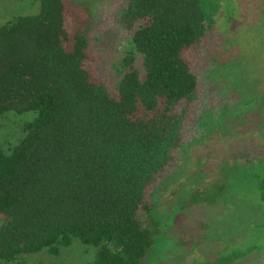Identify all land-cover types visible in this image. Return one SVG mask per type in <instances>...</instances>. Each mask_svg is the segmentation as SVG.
<instances>
[{"label":"trees","instance_id":"16d2710c","mask_svg":"<svg viewBox=\"0 0 264 264\" xmlns=\"http://www.w3.org/2000/svg\"><path fill=\"white\" fill-rule=\"evenodd\" d=\"M207 1L120 0L115 18L129 35L114 92L85 64L93 17L78 4L38 0L36 13L0 24V116L34 112L0 147V264L44 248L57 255L73 238L95 248L92 264L140 263L152 244L149 187L183 138L175 106L196 97L182 52L214 22ZM206 189L186 205L208 199ZM257 189L260 211L264 171Z\"/></svg>","mask_w":264,"mask_h":264},{"label":"rangeland","instance_id":"374dc122","mask_svg":"<svg viewBox=\"0 0 264 264\" xmlns=\"http://www.w3.org/2000/svg\"><path fill=\"white\" fill-rule=\"evenodd\" d=\"M70 1L93 17L85 64L114 92V66L129 35L115 18L120 0ZM214 3L213 24L182 52L198 81L196 97L175 106L185 114L183 138L149 187L143 225L152 244L139 264H264V207L252 202L264 171V0L207 1ZM37 10L38 0H0V24ZM205 111L210 122L198 119ZM33 117L1 115L0 147L15 144ZM198 189L209 190L208 199L194 193L197 203L186 205ZM214 198L218 203L210 204ZM94 257L93 246L73 238L57 255L44 248L1 264H92Z\"/></svg>","mask_w":264,"mask_h":264}]
</instances>
